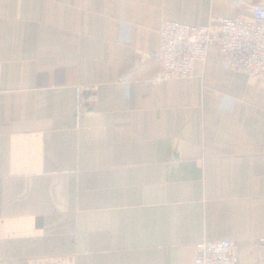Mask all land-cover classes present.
<instances>
[{
    "label": "crops",
    "instance_id": "1",
    "mask_svg": "<svg viewBox=\"0 0 264 264\" xmlns=\"http://www.w3.org/2000/svg\"><path fill=\"white\" fill-rule=\"evenodd\" d=\"M264 0H0V264H192L202 240L264 264V76L158 79L168 19Z\"/></svg>",
    "mask_w": 264,
    "mask_h": 264
},
{
    "label": "built area",
    "instance_id": "2",
    "mask_svg": "<svg viewBox=\"0 0 264 264\" xmlns=\"http://www.w3.org/2000/svg\"><path fill=\"white\" fill-rule=\"evenodd\" d=\"M250 18H224L216 27H199L162 19L158 26V49L144 52L157 67V78L194 76V64L204 62L215 48L225 69L248 77L264 76V6L256 5ZM264 252V238L254 241ZM192 264H238L239 242L234 239L202 240L195 244Z\"/></svg>",
    "mask_w": 264,
    "mask_h": 264
}]
</instances>
